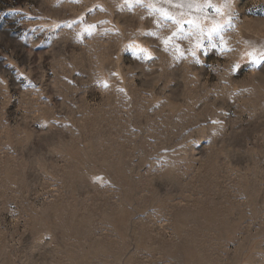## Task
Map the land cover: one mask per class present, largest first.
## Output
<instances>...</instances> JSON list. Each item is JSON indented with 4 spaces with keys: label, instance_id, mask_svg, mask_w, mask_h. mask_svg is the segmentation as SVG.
<instances>
[{
    "label": "rangeland",
    "instance_id": "1",
    "mask_svg": "<svg viewBox=\"0 0 264 264\" xmlns=\"http://www.w3.org/2000/svg\"><path fill=\"white\" fill-rule=\"evenodd\" d=\"M0 264H264V0H0Z\"/></svg>",
    "mask_w": 264,
    "mask_h": 264
}]
</instances>
